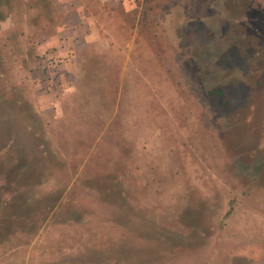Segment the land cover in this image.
Wrapping results in <instances>:
<instances>
[{
    "label": "rangeland",
    "instance_id": "1",
    "mask_svg": "<svg viewBox=\"0 0 264 264\" xmlns=\"http://www.w3.org/2000/svg\"><path fill=\"white\" fill-rule=\"evenodd\" d=\"M0 264H264V0H0Z\"/></svg>",
    "mask_w": 264,
    "mask_h": 264
},
{
    "label": "trees",
    "instance_id": "2",
    "mask_svg": "<svg viewBox=\"0 0 264 264\" xmlns=\"http://www.w3.org/2000/svg\"><path fill=\"white\" fill-rule=\"evenodd\" d=\"M209 95L211 97H218V98H221V99H226L227 98L226 92L222 88H216V89L210 91Z\"/></svg>",
    "mask_w": 264,
    "mask_h": 264
}]
</instances>
